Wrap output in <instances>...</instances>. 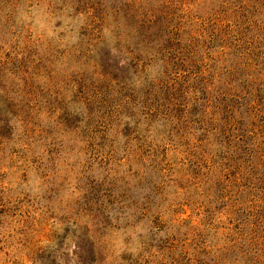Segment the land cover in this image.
<instances>
[{
    "label": "rangeland",
    "instance_id": "rangeland-1",
    "mask_svg": "<svg viewBox=\"0 0 264 264\" xmlns=\"http://www.w3.org/2000/svg\"><path fill=\"white\" fill-rule=\"evenodd\" d=\"M0 264H264V0H0Z\"/></svg>",
    "mask_w": 264,
    "mask_h": 264
},
{
    "label": "trees",
    "instance_id": "trees-1",
    "mask_svg": "<svg viewBox=\"0 0 264 264\" xmlns=\"http://www.w3.org/2000/svg\"><path fill=\"white\" fill-rule=\"evenodd\" d=\"M125 17L133 23L135 27V29L134 28L133 29L137 31V32H134V34L137 35L138 42L141 44H145V46L149 45L150 42L152 41V35H149L148 33H152V30L153 28H155V26L148 25L146 23L148 20L146 19L143 20L141 16H138L136 14L135 10H132L131 16L129 15V12L127 11ZM151 23L152 22H150V24Z\"/></svg>",
    "mask_w": 264,
    "mask_h": 264
}]
</instances>
